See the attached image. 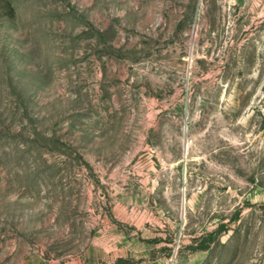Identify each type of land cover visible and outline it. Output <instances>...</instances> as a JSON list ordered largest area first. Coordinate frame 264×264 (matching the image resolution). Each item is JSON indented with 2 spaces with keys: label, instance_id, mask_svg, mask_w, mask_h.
<instances>
[{
  "label": "rangeland",
  "instance_id": "374dc122",
  "mask_svg": "<svg viewBox=\"0 0 264 264\" xmlns=\"http://www.w3.org/2000/svg\"><path fill=\"white\" fill-rule=\"evenodd\" d=\"M0 264H264V0H0Z\"/></svg>",
  "mask_w": 264,
  "mask_h": 264
}]
</instances>
